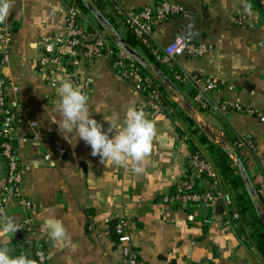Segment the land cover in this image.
<instances>
[{"label":"crops","instance_id":"1","mask_svg":"<svg viewBox=\"0 0 264 264\" xmlns=\"http://www.w3.org/2000/svg\"><path fill=\"white\" fill-rule=\"evenodd\" d=\"M163 1L180 4L187 16L172 18L156 28L151 38L156 53L163 54L176 37L211 47L204 56L183 55L172 60L187 80L183 91L164 85L146 60L168 100L195 126L173 117L171 111L155 114L150 98L117 73L109 57L89 61L82 52H74L72 56L80 63L69 66L60 83L70 80L69 75L80 82L91 81L92 93L88 94L84 86L74 85L88 96L92 118L107 129L104 119L118 114L122 123L127 109L135 107L155 126L150 153L143 162L105 165L99 156L91 155L83 140L76 143L73 137V145L64 139L48 118L59 119L60 83L50 85L38 69V58L43 54V38L67 35L66 1L8 0L9 13L0 21V28L12 33L11 57L2 65L0 55V78L19 88L18 93L9 92L8 100L13 108H20L23 118L15 133L17 157L24 195L34 209L26 212L9 201L0 222L11 216L21 225L30 218L34 234L25 236L23 230L17 234L42 244L49 264H126L114 233L117 217L131 225L139 264H264L249 214L239 223L226 225L228 214L222 205L220 210L217 204L190 210L187 205L164 203L190 175L189 160L194 153L189 143L208 157L206 146L193 134L196 127L230 153L238 152L237 139L243 141L248 176L254 188L264 185V6L257 1L260 9L249 0H106L100 12L124 39L128 33L125 14ZM88 2L98 10L94 0ZM80 13L82 27L116 42L111 30L101 28L91 13ZM194 78L219 82V88L206 97L210 108L203 109L189 95L196 85ZM223 103L230 109L226 114L218 109ZM235 106L243 111L234 110ZM137 166L142 171H133ZM6 177L0 157V197ZM230 195L234 200V194ZM254 202L264 218V201L254 197ZM51 217L62 221L77 245L75 252L59 248L51 240L44 226ZM16 240V234L0 238V246L14 255Z\"/></svg>","mask_w":264,"mask_h":264},{"label":"built area","instance_id":"2","mask_svg":"<svg viewBox=\"0 0 264 264\" xmlns=\"http://www.w3.org/2000/svg\"><path fill=\"white\" fill-rule=\"evenodd\" d=\"M67 3L66 11V31L64 38L45 37L42 39L43 54L38 58V69L45 74L50 85L57 87L62 76H67V66H78L80 60L72 56L74 52H82L84 58L89 61L107 56H117L118 67L124 69L121 75L124 79L134 82L135 88L143 93L146 89L150 90L148 98L149 105L155 114L163 110L161 93L158 86L149 76H143L138 72L136 61L124 50L120 49L116 42L109 40L102 33L85 34L82 25L79 22L80 10L75 5V0H65ZM264 6V0H255ZM126 15V27L135 38L146 48L150 49L153 55L161 63L171 66L175 57L204 56L211 50V47L204 44L196 45L191 41L181 37H176L172 43L167 46L163 54H158L153 50L151 38L156 28L164 22L175 18L187 16L186 10L178 3L163 1L155 6H147L139 11L128 12ZM12 33L5 28H0V55L2 65H7L11 57ZM125 62V64H124ZM128 63V65L126 64ZM68 78L77 86H84L86 93H92L91 81H77L75 77L69 75ZM180 78V77H178ZM199 94L194 98L200 103L203 109L207 108V104L203 102L209 93L219 88V82L215 79L201 80L194 78ZM9 92L18 93L19 88L10 80L0 78V116L2 122L0 124V157L4 162L7 170L6 184L2 188L0 197V215L6 216V208L9 201L15 203L26 212H32L34 204L25 195L23 191V174L17 157V144L15 133L22 123V114L20 108H13L8 100ZM219 111L226 114L230 111L229 106L223 103L219 106ZM234 110L243 111L242 108L235 106ZM246 113L252 114L251 111ZM242 149L243 144L235 146ZM64 153V151H63ZM231 159L235 164L238 163L236 153H231ZM49 160V157H46ZM190 175L180 182L175 193L167 195L164 198L165 204H205L215 206L219 200L224 203V212L229 216L226 225L238 221L239 213L236 210L235 202L223 192L216 195L211 192L200 194L194 191L196 186V177L205 176L214 184L220 182L217 169L201 152L197 151L192 154L189 160ZM259 198L264 201V185L258 188ZM114 225V233L117 244L121 249L126 264H139L138 255L133 247L131 236V225L124 219L117 217ZM20 228L14 233L16 234V248L14 255L26 254L33 264H49L46 249L39 242L27 241L24 236L19 237L17 232L23 230V235L31 236L34 234V227L30 218L26 219ZM27 238V237H26Z\"/></svg>","mask_w":264,"mask_h":264},{"label":"clouds","instance_id":"3","mask_svg":"<svg viewBox=\"0 0 264 264\" xmlns=\"http://www.w3.org/2000/svg\"><path fill=\"white\" fill-rule=\"evenodd\" d=\"M9 9L8 0H0V21L7 18ZM58 95L59 119L54 116L48 118L57 124L61 135L69 143L73 144V137L76 143L83 140L90 146L91 155L99 156L100 162L105 165H125L129 160L139 164L149 155L155 126L142 110L129 107L122 123L118 114H114L111 120L104 119L108 123L105 129L102 123L92 118L88 96L71 80L66 79L60 83ZM114 130L115 134L112 135ZM133 171L140 172L142 169L137 166ZM44 226L59 248H68L71 252L77 250L76 243L68 235L62 221L51 217ZM19 228L14 217H6L0 222V238L13 236ZM11 251L6 246H0V264H33L26 254L12 255Z\"/></svg>","mask_w":264,"mask_h":264},{"label":"trees","instance_id":"4","mask_svg":"<svg viewBox=\"0 0 264 264\" xmlns=\"http://www.w3.org/2000/svg\"><path fill=\"white\" fill-rule=\"evenodd\" d=\"M105 1L106 0H94V4L97 7V9L101 12L105 9ZM258 8H260L259 4L255 0H249ZM75 5L78 7L80 11H82L83 14H90L89 10L85 6L83 0H75ZM261 9V8H260ZM79 22L84 24V20L81 16H79ZM111 24L112 21H110ZM100 26V25H99ZM101 27V26H100ZM102 28V27H101ZM84 33L90 34L95 33L93 32V29L85 28ZM125 43L130 46L131 48L138 51L147 61L148 63L160 69L164 75L173 83L174 87L177 91H183L185 90V84L187 83V80H184V76L180 73L177 68H175L173 65L168 66L163 63H161L159 60L156 59V57L153 55L150 49L144 47L136 38L135 36L128 31L124 38ZM110 60L112 61V64L114 65V68L117 73L120 75L124 74V69L119 68L117 63V56L116 54L111 56ZM125 64V62H124ZM128 65V63L126 62ZM136 66L138 67V72L142 74L143 76H149L154 81V84L157 86L159 85L156 81V78L153 77L150 70L146 66H141L140 64L136 63ZM67 69L69 70L70 67L67 66ZM180 77V78H178ZM158 90L161 93V101H162V107L163 111H171L173 112L172 116L178 119H183L184 121L190 123L191 127H194L193 121H191L184 113H182L176 104L168 100L167 93L164 90V86H158ZM150 93L149 89H146L143 94L148 97ZM199 94V90L196 85L193 86V89L191 92H189V95H191L193 98H195ZM203 102L207 104V108H210L211 105L208 104L206 101V98H203ZM2 122V118L0 117V124ZM193 134L198 136V139L200 143L204 146H206L207 154L209 161L214 165V167L217 169L220 177V182L218 184H214L213 181L208 180L205 176H198L196 177V186L194 191L200 194H204L206 192H211L212 194L216 195L218 192H223L226 194L229 198H231L230 194H234V202L236 210L239 213L240 219L238 221H234L233 223H239L241 220H243L248 214L252 218V221L249 223L251 227L254 229V238L256 247L258 249V252L262 259L264 260V224L262 220L260 219L256 204L253 199H251L249 193L247 192L245 182L241 176V172L237 165L233 162L231 159V153L225 150L223 147L210 142L207 137L198 129L197 127L193 129ZM1 142V140H0ZM192 146V152L195 153L199 151L198 148L194 147V145L190 142L189 143ZM243 144L242 149H238V152L236 153L238 162H241L246 172H248V165L245 160L246 155L242 152H246V146L243 141L236 140L235 145ZM255 197L259 198L258 188L255 187ZM232 192V193H231ZM230 193V194H229ZM232 199V198H231ZM188 209H195L201 208V207H208V205L205 204H188ZM222 206H224V203H222ZM229 218V216H228Z\"/></svg>","mask_w":264,"mask_h":264},{"label":"water","instance_id":"5","mask_svg":"<svg viewBox=\"0 0 264 264\" xmlns=\"http://www.w3.org/2000/svg\"><path fill=\"white\" fill-rule=\"evenodd\" d=\"M85 6L87 7V9L89 10V12L96 18V20L98 21L99 25L103 28V29H109L111 30V32L114 35V39L118 45V47L122 50H124L125 52H127L138 64H140L141 66H146L147 65V61L144 57H142L138 51H136L135 49L131 48L130 46H128L124 39L121 38V36L118 34L117 30L114 28V26L108 21V19L105 18V16L98 10L94 9L90 3L88 2V0H83ZM153 71L155 73V75L162 80V82L164 83V85L169 86L170 88H172L173 90H176V88L174 87L173 83L164 75V73L156 68L153 67ZM237 167L239 168L240 172H241V176L245 182V186L247 189V192L249 193L251 199L254 200L255 197V189L254 186L248 176V173L246 172V170L244 169L243 165L241 164V162H238ZM222 200H219L217 202V210H220V206L222 205ZM256 209H257V213L260 217V219L262 220L263 224H264V218L262 216L261 210L260 208L256 205Z\"/></svg>","mask_w":264,"mask_h":264}]
</instances>
